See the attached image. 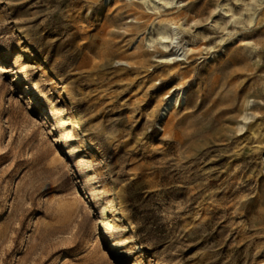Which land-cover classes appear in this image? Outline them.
I'll return each instance as SVG.
<instances>
[{"label":"rangeland","instance_id":"1","mask_svg":"<svg viewBox=\"0 0 264 264\" xmlns=\"http://www.w3.org/2000/svg\"><path fill=\"white\" fill-rule=\"evenodd\" d=\"M0 264H264V0H0Z\"/></svg>","mask_w":264,"mask_h":264},{"label":"bare ground","instance_id":"2","mask_svg":"<svg viewBox=\"0 0 264 264\" xmlns=\"http://www.w3.org/2000/svg\"><path fill=\"white\" fill-rule=\"evenodd\" d=\"M149 1H151V2H153V4L154 5H158L159 4V6H163V5H167V4H169L170 3V0H149ZM159 2H162V4L160 5V3ZM157 34H158V37H159V41L161 40V42H163L162 44H163V46L164 47H167V45H166V40L167 39H170V37H172L171 36V33H170V36H169V34L167 33V32H165V30H164V26L162 25V24H160V27H159V29H158V32H157ZM173 34H174V32H173ZM178 33L177 32H175V35H177ZM157 37V38H158ZM175 38V37H174ZM174 42V41H173ZM176 43H177V41H176ZM182 48H181V46L180 47H177L176 48V50H177V53L181 50ZM183 50V49H182ZM177 55V54H176ZM178 55H180L181 56V54H178ZM174 104H176V100H175V97H169V100H168V102L166 103V105L164 106V115L165 114H167V113H169L170 111H171V109H172V107L174 106ZM52 110H55V108L53 107L52 108ZM64 121V119H61V122H63ZM136 247V249L137 250H139L140 248H141V246H139V245H136L135 246Z\"/></svg>","mask_w":264,"mask_h":264}]
</instances>
